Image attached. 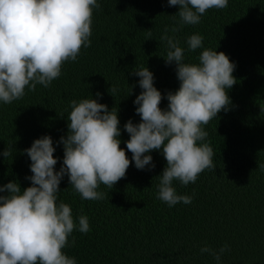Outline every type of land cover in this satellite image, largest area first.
Returning <instances> with one entry per match:
<instances>
[{"label": "trees", "instance_id": "trees-1", "mask_svg": "<svg viewBox=\"0 0 264 264\" xmlns=\"http://www.w3.org/2000/svg\"><path fill=\"white\" fill-rule=\"evenodd\" d=\"M97 2L101 7L93 9L91 46L81 48L75 62H65L49 87L38 84L20 100L0 102V185L31 186L26 179L32 175L31 160L23 150L44 135L53 140L59 171L64 150L57 142L67 135L73 99L93 98L109 110L117 108L120 147L131 161L124 125L130 119L141 122L133 101L142 89L140 78L130 73L148 67L165 97L161 109H167V92L179 88L175 63L166 65L163 58L167 49L160 36L167 27L184 48L185 62L197 63L203 48H210L236 65L237 83L227 89L229 110L203 126L215 169L203 171L194 184L173 181L177 194L191 196L192 202L172 207L156 196L157 176L166 166L160 151L147 153L155 168L139 170L132 162L112 189L101 185L103 200H82L65 175L57 202L71 206L77 225L79 215L87 216L90 231L74 230L62 251L77 264H217L200 249L207 245L219 252L227 245L219 264H264V0H228L224 9L207 10L199 24L182 27L174 18L179 6L170 7L167 0ZM173 27L180 30L173 33ZM192 34L203 37L196 51L186 43ZM111 85L119 89L114 96ZM10 145L12 156L6 158L2 152Z\"/></svg>", "mask_w": 264, "mask_h": 264}, {"label": "clouds", "instance_id": "clouds-1", "mask_svg": "<svg viewBox=\"0 0 264 264\" xmlns=\"http://www.w3.org/2000/svg\"><path fill=\"white\" fill-rule=\"evenodd\" d=\"M167 3L179 6L174 18L179 17L181 27L199 24L209 9L228 6V0ZM100 7L97 0H0V102L11 104L22 99L26 89L34 92L38 84L47 88L58 79L64 63L75 62L81 48L91 46L93 9ZM179 30L171 29L173 33ZM168 32L166 27L160 36L167 49L163 58L166 65L175 63L179 88L167 92V109H161L165 97L154 86L148 67L130 73L140 78L142 89L133 101L141 122L134 124L130 119L124 125L130 136L125 143L131 161L120 147L117 108L109 110L93 98L69 103L68 132L57 142L64 150L59 171L55 170L58 160L51 136L35 139L23 150L31 160L32 175L26 177L31 186L22 190L15 181L0 185V193H7L0 194V264H77L62 249L69 246L68 237L74 230L86 234L90 226L85 215H79L77 225L71 206L63 200L57 202L65 175L82 200H103L106 194L98 191L100 186L112 189L125 178L132 162L139 170L155 168L147 153L156 150L166 160L157 176V199L169 207L192 202L191 196L177 194L173 181L187 186L203 171L215 169L214 152L205 142L208 133L203 126L222 110H229L227 89L237 83L233 76L236 65L224 52L210 48H203L197 63H187L184 48ZM186 43L189 51H196L203 47V37L192 34ZM118 90L116 85L108 89L112 96ZM2 155L11 157L12 146ZM71 245H75L74 237ZM226 250L227 245L219 252L207 245L200 249L213 255L217 264Z\"/></svg>", "mask_w": 264, "mask_h": 264}]
</instances>
